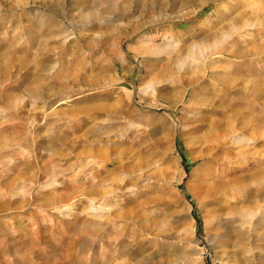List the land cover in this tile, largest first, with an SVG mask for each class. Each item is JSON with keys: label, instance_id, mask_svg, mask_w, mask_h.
Instances as JSON below:
<instances>
[{"label": "rangeland", "instance_id": "rangeland-1", "mask_svg": "<svg viewBox=\"0 0 264 264\" xmlns=\"http://www.w3.org/2000/svg\"><path fill=\"white\" fill-rule=\"evenodd\" d=\"M251 253L264 264V0H0V264Z\"/></svg>", "mask_w": 264, "mask_h": 264}, {"label": "bare ground", "instance_id": "bare-ground-1", "mask_svg": "<svg viewBox=\"0 0 264 264\" xmlns=\"http://www.w3.org/2000/svg\"><path fill=\"white\" fill-rule=\"evenodd\" d=\"M249 26H252V25H249ZM239 32H240L239 30H236L235 33H234V31L230 32L231 34L229 36H232L234 34L236 35V33L238 34ZM155 40H157V39H155ZM153 47L155 49H157V50H160V49L162 50L164 48L163 45H159V44H155ZM200 52H202V51H200ZM208 56H209V53L206 52L204 57H203V59H207ZM213 177H214V174L210 171V169H208L206 171V178L204 180L206 181L207 185L209 187H211L209 189H212L211 184H208V183H210V181L213 179ZM206 193H207V191H206ZM105 209L106 208L104 207V209L103 208H99L98 210L99 211H105ZM209 222H210V225H212V223H213L211 229H214V234H213V240L212 241H213V243L215 245H217V247L220 248L219 250H222V249L228 248V247H232V248L235 247V245L237 244V242H236V232H238L237 231V227L238 226H234V225L231 226V222L228 219H226V218L218 219L216 217H213L212 220L211 219L209 220ZM238 225L242 227V224H238ZM228 252H230V251H228ZM221 253H222V251H221ZM233 253H234V251H233ZM236 253H238V252H236ZM235 254H234L233 257L232 256L230 257L228 262L233 260L234 262L233 261L232 262L235 264V260L238 259V258H236V257H238L237 256L238 254L237 255H235ZM197 256H199V255H197ZM227 256L229 257V255H226L225 257L227 258ZM259 257H261V256L258 255L257 253H251L249 255H245L244 261H246L245 262L246 264H247V262H249V263L255 262V260H257ZM241 260H243V258ZM236 262H238V260H236ZM241 263L243 264V262H241ZM236 264H240V263H236Z\"/></svg>", "mask_w": 264, "mask_h": 264}]
</instances>
